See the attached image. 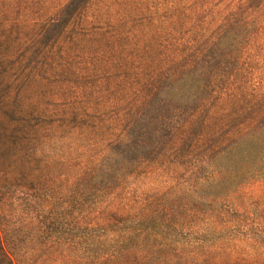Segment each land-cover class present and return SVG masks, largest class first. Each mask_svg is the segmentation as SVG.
<instances>
[{
    "label": "rangeland",
    "instance_id": "rangeland-1",
    "mask_svg": "<svg viewBox=\"0 0 264 264\" xmlns=\"http://www.w3.org/2000/svg\"><path fill=\"white\" fill-rule=\"evenodd\" d=\"M263 124L264 0H0V264H124L173 214L169 260L264 258V182L182 204Z\"/></svg>",
    "mask_w": 264,
    "mask_h": 264
},
{
    "label": "trees",
    "instance_id": "trees-1",
    "mask_svg": "<svg viewBox=\"0 0 264 264\" xmlns=\"http://www.w3.org/2000/svg\"><path fill=\"white\" fill-rule=\"evenodd\" d=\"M120 170L121 168L115 169L110 165L106 170H100L91 177L93 181H96L107 174L111 180ZM252 182H264V124L258 130H254L214 154L205 173L187 188L182 204H191L199 209H209L221 219H226L225 215L227 217L233 215L243 222L242 217L244 216L240 214L243 212H239L232 201L240 187ZM200 213L201 211H198V214ZM178 221H181V216L173 214L169 228L164 225L161 227L150 224L142 227L140 224L134 225L137 228L132 230L129 236L137 238L140 244L127 249V259L124 264H193L190 261L182 262L180 258L169 260L162 256L158 249L159 242L164 243L163 241H166L172 234L175 238L182 236L184 225L177 226L178 223L181 224ZM185 221L184 218V224ZM211 229L217 231V223L213 222ZM175 250L179 252L180 249L175 248ZM224 264H264V258L238 259L235 262Z\"/></svg>",
    "mask_w": 264,
    "mask_h": 264
}]
</instances>
